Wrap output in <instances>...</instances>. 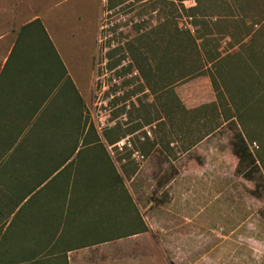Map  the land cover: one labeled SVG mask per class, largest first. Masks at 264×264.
Listing matches in <instances>:
<instances>
[{"label": "rangeland", "instance_id": "1", "mask_svg": "<svg viewBox=\"0 0 264 264\" xmlns=\"http://www.w3.org/2000/svg\"><path fill=\"white\" fill-rule=\"evenodd\" d=\"M14 15L17 33L42 17L83 72L100 142L81 173L132 189L156 235L197 224L192 258L264 264V0H0V25Z\"/></svg>", "mask_w": 264, "mask_h": 264}, {"label": "crops", "instance_id": "2", "mask_svg": "<svg viewBox=\"0 0 264 264\" xmlns=\"http://www.w3.org/2000/svg\"><path fill=\"white\" fill-rule=\"evenodd\" d=\"M36 20L52 49L37 26L22 33ZM16 22L14 15L0 25V264H208L189 254L197 224L160 225L156 235L132 189L107 192L81 173L80 154L95 144L71 155L70 144L54 140L82 115L83 72L42 17L18 33ZM153 244L161 259L150 258Z\"/></svg>", "mask_w": 264, "mask_h": 264}, {"label": "trees", "instance_id": "3", "mask_svg": "<svg viewBox=\"0 0 264 264\" xmlns=\"http://www.w3.org/2000/svg\"><path fill=\"white\" fill-rule=\"evenodd\" d=\"M31 26H37L38 27V30H37V33H40L41 34V38L38 36V39L39 40H41V39H44L45 41H46V45H47V47L49 48V49H52V45H51V43H50V41L48 40V37L46 36V33H45V31L43 30V28L40 26V22L38 21V20H36V21H34L33 23H31V24H29V25H26V26H24L21 30H22V33L23 32H26L29 28H31ZM141 69V67L139 66V68H138V71ZM141 73H142V75L144 74L143 73V71H141ZM192 75V73H184L183 75H182V79H185V78H188L189 76H191ZM144 78H145V80L148 82V77L146 76V75H144ZM86 122H84L83 121V119H82V115L78 118V119H76V121L74 122H71V124H70V131H69V133L68 134H65L63 137L61 136V137H55L54 138V140L56 141V142H60V143H65V144H70L71 145V147H72V150H71V152H70V154L71 155H73L74 154V150H75V147L77 146V145H80L81 144V146H85L86 144H85V141H86V137H83V136H85V135H87V133H88V131H89V129H91L92 127H86V124H85ZM86 131V132H85ZM82 137H83V139H82ZM107 140V139H106ZM117 141H119V140H117ZM117 141H114V142H110L109 143V141L107 140V142H108V145L109 146H111V145H113V144H115ZM243 140L241 139V137L239 136V143L241 144V145H234L235 146V151H237V152H241V153H243V151H244V146H243V142H242ZM97 142H100L99 140H98V138L96 139V142H94V143H90V144H95L96 145V143ZM87 145H89V144H87ZM99 145H101V144H99ZM102 146V145H101ZM239 146V147H238ZM103 149V148H102ZM105 152V151H104ZM245 153V152H244ZM244 153H243V155H244Z\"/></svg>", "mask_w": 264, "mask_h": 264}]
</instances>
